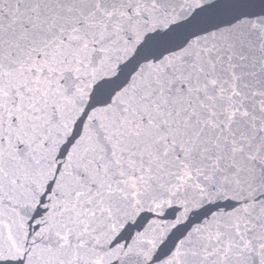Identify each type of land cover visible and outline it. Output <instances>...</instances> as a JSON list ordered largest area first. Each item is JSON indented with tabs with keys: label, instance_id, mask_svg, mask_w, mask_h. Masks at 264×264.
Returning <instances> with one entry per match:
<instances>
[{
	"label": "snow or ice",
	"instance_id": "snow-or-ice-1",
	"mask_svg": "<svg viewBox=\"0 0 264 264\" xmlns=\"http://www.w3.org/2000/svg\"><path fill=\"white\" fill-rule=\"evenodd\" d=\"M0 264H264V0H0Z\"/></svg>",
	"mask_w": 264,
	"mask_h": 264
},
{
	"label": "water",
	"instance_id": "water-1",
	"mask_svg": "<svg viewBox=\"0 0 264 264\" xmlns=\"http://www.w3.org/2000/svg\"><path fill=\"white\" fill-rule=\"evenodd\" d=\"M168 218H170V216ZM139 223H143V218H141V220L139 221ZM130 230L131 231H135V227H131Z\"/></svg>",
	"mask_w": 264,
	"mask_h": 264
}]
</instances>
